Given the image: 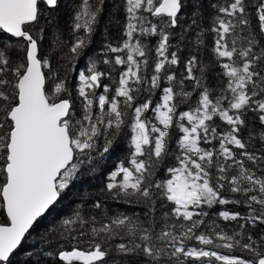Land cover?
<instances>
[{
  "label": "snow or ice",
  "instance_id": "6c2138e0",
  "mask_svg": "<svg viewBox=\"0 0 264 264\" xmlns=\"http://www.w3.org/2000/svg\"><path fill=\"white\" fill-rule=\"evenodd\" d=\"M61 2L0 0V264H264V0H214L210 16L206 0H119V34L71 90L41 47ZM112 3L74 0L71 41H53L69 63ZM190 32L198 46L213 34L218 85L198 55L181 58ZM125 139L104 191L132 214H77L56 234L67 244L16 260L82 169ZM77 223L86 249L71 246Z\"/></svg>",
  "mask_w": 264,
  "mask_h": 264
},
{
  "label": "trees",
  "instance_id": "16d2710c",
  "mask_svg": "<svg viewBox=\"0 0 264 264\" xmlns=\"http://www.w3.org/2000/svg\"><path fill=\"white\" fill-rule=\"evenodd\" d=\"M74 0H62L60 7L53 14L54 17L60 18V28L51 27L46 28V37L41 41L42 51L47 53L53 66L60 72L61 76L64 77L68 84L70 90L72 87L78 83L77 81V72L76 70H83L85 65L89 64L91 59L95 58L98 53V50L101 48V44L104 41L105 37L113 38L119 34V29L117 27L119 23L118 17L122 15L118 12L119 0H113L112 4H109L101 18V23L97 28V34L93 37V44L85 50V55L69 63L67 56L65 55L66 49H57L54 46V34L59 30L63 32V38L66 41H71V30H70V14H71V5ZM214 0H206V10L205 16H210L212 9L210 5ZM115 5V6H113ZM210 21L205 20L203 27H208ZM199 32V28L196 29V33ZM213 34L211 32L206 33L204 37V44L197 45L196 35L191 33L186 42L180 45L181 51L180 56L182 59L189 58L191 55H198L202 64L207 65V80L210 85H218V73L220 71L219 67L216 64V58L213 54ZM11 43V41H6ZM175 44V42H173ZM47 72L48 69H45ZM178 73L183 72V66L177 68ZM166 83V82H165ZM191 82H186V85H190ZM188 91H191V87H187ZM159 95V93H157ZM195 99V94L193 96ZM190 103V102H189ZM189 103H184L179 105V110H187ZM219 123V121H218ZM179 134L174 130L173 131V143L172 148H175V139ZM128 141L125 139L122 142H118L114 145L113 149L110 150L109 154H106L105 157L99 162V166L92 165V168H95V171L90 170L89 167L82 169L79 179L75 180L70 188V191L64 196V206L63 208H58L53 219L49 220L48 218L44 221H41L39 224V234L34 233V238L36 244L39 245V248H45L51 251L48 248V240H51L53 244H67L63 238L57 237V233L61 232V225L67 219H76L77 214L84 219L90 217H95L97 221L102 220L105 215L112 216L117 213H126L131 215L132 209L134 206L124 204L121 201H114L110 198V194L104 191V187L107 183L108 176L110 172L115 169V166L118 165L124 158L128 155ZM166 176V174H165ZM161 177V173H157V178ZM68 197V198H66ZM72 198L69 203L68 200ZM100 202L101 207L96 208L94 205ZM223 210V206H220ZM136 212L140 213L139 207H136ZM227 223V222H224ZM72 235L76 237V240L71 242V246H76L78 241V246L80 248H88L91 241L94 239L89 230L88 225L81 226L80 224L73 225ZM83 232L85 235L81 236L80 233ZM26 249L23 247L19 253L25 252ZM227 252V250H222ZM33 253V252H32ZM30 257V256H29ZM33 259L35 257L31 255ZM29 260V258H28ZM27 261V260H26Z\"/></svg>",
  "mask_w": 264,
  "mask_h": 264
},
{
  "label": "rangeland",
  "instance_id": "374dc122",
  "mask_svg": "<svg viewBox=\"0 0 264 264\" xmlns=\"http://www.w3.org/2000/svg\"><path fill=\"white\" fill-rule=\"evenodd\" d=\"M66 198H68V197H66ZM71 200H72V198H70V199L68 200V202L70 203ZM64 202L66 203V201L64 200V197H63V198L58 202V204L55 206V210L52 211V212H50V213L46 216V218H44L42 221L46 220L47 218H48L49 220H52L53 217H54V215H55V213H56V211H57V209H58V208H63V206H64ZM34 243L36 244L35 239H29L27 243H24V244L22 245L21 249H22L23 247H25L26 251H25V252H22V253H19L20 250H21V249H20V250L17 252V254H16V260H18V261H26V260H28L29 256H31V255H33V256L36 258L35 254H34V250H33V244H34ZM37 251H38V250H37ZM32 252H33V253H32ZM32 258H33V257H32Z\"/></svg>",
  "mask_w": 264,
  "mask_h": 264
},
{
  "label": "water",
  "instance_id": "95a60500",
  "mask_svg": "<svg viewBox=\"0 0 264 264\" xmlns=\"http://www.w3.org/2000/svg\"><path fill=\"white\" fill-rule=\"evenodd\" d=\"M22 245H23V244H22ZM21 247H22V246H21ZM20 249H21V248H20ZM20 249H19V250H20ZM19 250H18V251H19Z\"/></svg>",
  "mask_w": 264,
  "mask_h": 264
}]
</instances>
